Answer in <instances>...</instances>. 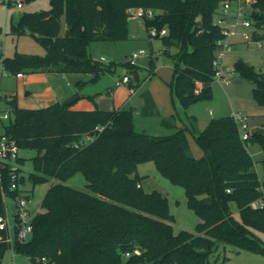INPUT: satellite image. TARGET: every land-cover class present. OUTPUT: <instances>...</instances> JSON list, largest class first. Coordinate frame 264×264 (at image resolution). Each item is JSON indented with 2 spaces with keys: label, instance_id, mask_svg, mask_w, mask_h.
<instances>
[{
  "label": "trees",
  "instance_id": "trees-1",
  "mask_svg": "<svg viewBox=\"0 0 264 264\" xmlns=\"http://www.w3.org/2000/svg\"><path fill=\"white\" fill-rule=\"evenodd\" d=\"M49 1L48 9L24 12L10 31L17 36L31 34L43 46V55L16 52L3 58L0 43V57L12 73L91 75L87 82L79 81L80 86L96 82L105 73L115 74L117 63L94 60L90 44L129 39V10L152 8L155 17L144 20L147 32L151 26L166 28L167 34L156 38L162 39L165 52L176 48L170 54L171 93L184 108L212 97L213 61L222 37L215 23L220 0ZM254 16L258 25H264V0H257ZM126 65L132 82L136 64ZM235 67L242 77L254 81V98L264 106V73L243 59ZM142 96L141 113L160 115L151 92L145 90ZM73 104L23 108L16 99L11 103L7 133L20 149L37 151L28 179L34 186L54 180L42 211L33 219L31 238L15 245L17 253L25 254L32 264H209L219 243L264 253V240L257 233L264 234V209L251 207L252 201L264 196V178L248 149L249 142H258L264 165L263 128L252 129L244 140L234 116L212 118L199 129L195 116L178 127L173 114L161 119L169 133L155 135L135 129L132 108L82 110L71 108ZM187 133L193 135L202 156L192 153ZM147 162L185 189L188 207L201 220L196 233H175L168 197L156 189L145 191L138 167ZM79 172L87 180L88 192L64 183ZM21 182H26L25 176ZM8 185L5 179L6 189ZM233 201L240 219L230 208ZM4 212L0 200V214ZM10 247L0 241V264Z\"/></svg>",
  "mask_w": 264,
  "mask_h": 264
},
{
  "label": "rangeland",
  "instance_id": "rangeland-1",
  "mask_svg": "<svg viewBox=\"0 0 264 264\" xmlns=\"http://www.w3.org/2000/svg\"><path fill=\"white\" fill-rule=\"evenodd\" d=\"M10 2V8L4 7L0 10V43L2 49V57H12L18 53H32L43 55L45 50L40 43L29 33L17 36L11 33V24L16 23L24 12H34L50 8L49 0H4ZM21 2L23 7H17V3ZM129 25L140 30L141 38L128 39L124 41L110 42L98 41L92 42L89 46V53L94 60L109 63L114 61L117 63L115 75L117 77L129 74V67L126 65L129 55L134 51L145 49L146 55L140 56L136 60L137 77L132 79L135 84L136 91L134 93V103L141 98V94L145 90L154 93L158 100L160 110L168 115L174 112L178 118L184 119L188 114H194L200 126L206 125L212 118L221 116H237L241 115L248 123L250 130L254 128L264 129V106L260 105L254 98L253 89L255 83L253 80L242 77L238 72L232 75V81L229 85L223 84L215 80L212 84V97L209 99H201L187 108H184L178 97L171 93L167 82L170 81L173 61L170 54L176 51V48L169 47L165 52V46L160 38L150 37L142 27L143 20L141 18H129ZM62 34L65 33L66 23L63 18ZM260 35L264 36V30L260 31ZM96 44V45H92ZM264 44V40H263ZM96 46V47H94ZM154 50L158 52L163 50L162 54L151 62L150 52ZM243 59L252 65L257 71L264 73V46L260 47L256 42H244L239 37L234 39L232 50L227 54L225 63L234 66L235 62ZM138 82V84H136ZM16 78L13 75L4 77L2 84L4 88H13ZM130 106V105H129ZM135 112V108H132ZM155 120L158 117H153ZM157 118V119H156ZM144 117L140 114L135 115V129L137 131H145L147 133H161L157 126H149L143 123ZM160 120V119H159ZM7 125L9 118L3 120ZM1 124V122H0ZM0 130L2 126L0 125ZM160 135V134H159ZM248 149L256 162V168L261 178H264V165L262 163L263 150L258 142L248 144ZM202 149L194 148V154L198 155ZM193 153V152H192ZM37 154L35 149H21L20 157L24 158L21 164L26 183L22 185L25 194L29 196L27 201V209L30 216L42 211V201L49 189L53 179L36 184L35 186L28 179L29 173L34 171L32 158ZM138 172L144 176L143 185L147 192L158 190L169 199L171 213L174 215L173 227L175 233L182 230L196 233V225L201 221L195 212L187 205L185 189L182 186L171 183L167 178L163 177L156 169L153 162H147L139 165ZM57 182L59 180H56ZM64 183L89 191L87 180L83 173L79 172L67 179ZM230 208L236 219H240L239 208L237 202L230 203ZM6 209L10 218V222L14 224L15 208L12 199H7ZM258 235L264 240V234L258 232ZM1 264H32L30 259L23 253H17L10 247L2 258ZM209 264H264V253L259 251H250L239 249L233 245H224L219 243L209 257Z\"/></svg>",
  "mask_w": 264,
  "mask_h": 264
},
{
  "label": "built area",
  "instance_id": "built-area-1",
  "mask_svg": "<svg viewBox=\"0 0 264 264\" xmlns=\"http://www.w3.org/2000/svg\"><path fill=\"white\" fill-rule=\"evenodd\" d=\"M257 0H220L219 11L215 17V23L219 26L222 37L217 41L218 50L216 58L213 61L215 67V80L223 84L229 85L232 81V75L237 72L235 65L229 66L225 63L227 54L232 50L234 39L239 37L244 42H256L258 46L263 47L264 36L260 35V31L264 30V25H258L254 16V9ZM17 7H22L23 4L18 2ZM4 7L10 8V2L0 0V9ZM130 17L152 19L156 15V10L152 8H134L129 10ZM167 34V29L158 30L151 26L148 29L150 37ZM147 51L141 49L134 51L128 61L131 64H136V60L146 55ZM158 53L153 52L151 56H156ZM24 71L12 73L7 69L3 58L0 57V122L2 130H0V200L5 204V212L0 214V241L7 242L14 249L18 243L28 241L33 232V219L30 216V211L27 209L28 197L25 196L21 179L24 173L21 167L20 147L15 138L7 133L4 119L11 117V103L15 99L14 92H4L1 88L3 77L15 75L23 77ZM129 76L124 74L121 79L117 80V84L129 82ZM241 132L242 139L246 140L250 136V127L241 115L235 116ZM92 137H87L86 140H91ZM5 179L8 180V187H5ZM138 186H141L139 183ZM228 191H230L228 189ZM11 192L16 193L14 197ZM7 199H12L15 208L14 224L10 222V218L6 209ZM251 207L255 209H264V196L251 202ZM15 250V249H14ZM138 253V250H136ZM129 256V253H127ZM44 259V258H43Z\"/></svg>",
  "mask_w": 264,
  "mask_h": 264
},
{
  "label": "crops",
  "instance_id": "crops-1",
  "mask_svg": "<svg viewBox=\"0 0 264 264\" xmlns=\"http://www.w3.org/2000/svg\"><path fill=\"white\" fill-rule=\"evenodd\" d=\"M23 7V6H22ZM1 10V9H0ZM133 18V17H131ZM130 20V19H129ZM143 20V19H142ZM143 29L147 32V28L145 26V22L143 20L142 22ZM63 28V27H62ZM135 38H141V32L138 31L137 28L133 26V23H130V33H129V39H135ZM128 40V39H127ZM96 45V44H92ZM96 47V46H94ZM165 50V49H164ZM163 50H160L156 53H158L156 56H151L154 50L150 52V56L153 59H157L163 52ZM131 55V54H130ZM129 55V57H130ZM173 74V70H172ZM116 79H121L122 76L117 77L115 74H113ZM10 76V75H9ZM8 77V76H5ZM13 77L16 78V83L13 88H4L2 82H1V88L4 92H14L15 93V99L16 102L20 107L23 108H42V107H48L50 105H53L57 102H62L67 97L72 95L76 90L81 88L78 84L79 81L83 80L87 82L91 75L82 74V73H58V72H41V71H25V74L23 77H17L13 75ZM4 78V77H3ZM172 79V75L170 78V81ZM3 81V79H2ZM167 82V85L169 86V82ZM91 83V82H89ZM88 84V83H86ZM200 86V85H199ZM170 88V87H169ZM136 91V88L134 87V83L131 81L127 83H120L117 84L114 88L111 90L95 96V98H89V97H81L79 100L73 102L74 104L71 106L73 109H82V110H90L94 109L96 106L100 107L102 109H122V108H135L134 117L137 114H140L144 117L143 123L149 124V126H157V129L161 127L160 132L155 135H165L168 134L169 131L167 128H165L161 124L162 117H167L168 115L164 114L159 106H158V100L156 99L154 93L152 91L151 94L153 95L157 109L160 113V115H154V116H145L141 113V109L144 106V99L141 94V98L134 103V93ZM171 91V90H170ZM130 105V106H129ZM175 114L174 112L171 114ZM189 116H195L194 114H188L186 115L185 120L178 118L176 115V124L178 127H181L184 125V123L188 122ZM153 117H158L157 120H155ZM160 119V120H159ZM197 119V117H196ZM198 122V120H197ZM207 125V124H206ZM206 125L200 126L198 122L199 129H203ZM152 134V133H150ZM189 144L191 147V150L194 154V148L199 147L191 133H187ZM195 155V154H194ZM203 155V151L201 150L198 155H195L196 157H200ZM142 181V185H143ZM144 187V185H143Z\"/></svg>",
  "mask_w": 264,
  "mask_h": 264
},
{
  "label": "water",
  "instance_id": "water-1",
  "mask_svg": "<svg viewBox=\"0 0 264 264\" xmlns=\"http://www.w3.org/2000/svg\"><path fill=\"white\" fill-rule=\"evenodd\" d=\"M116 85V77L111 73H105L96 82L88 83L76 90L72 95L63 100L62 103L71 104L84 96L95 97L111 90Z\"/></svg>",
  "mask_w": 264,
  "mask_h": 264
}]
</instances>
